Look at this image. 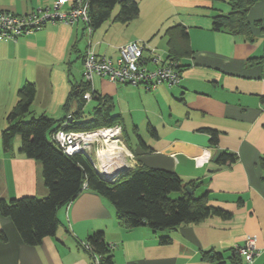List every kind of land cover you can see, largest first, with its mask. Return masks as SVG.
I'll use <instances>...</instances> for the list:
<instances>
[{
    "label": "crops",
    "instance_id": "0c3cea01",
    "mask_svg": "<svg viewBox=\"0 0 264 264\" xmlns=\"http://www.w3.org/2000/svg\"><path fill=\"white\" fill-rule=\"evenodd\" d=\"M56 1L0 0V11L27 14ZM73 1L67 0L62 10L69 11ZM136 1L138 18L128 24L113 18L104 25L110 18L91 35L83 22H57L16 41H0V199L49 194L43 165L21 153V137L9 152L1 139L6 117L27 82L37 89L34 113L62 119L71 92L69 80L82 81L83 76L78 80L74 72L77 68L82 73L89 48L116 60L119 47L139 41L156 50L154 57L165 60L166 30L182 24L193 53L181 59L185 68L179 84L149 91L94 77L92 87L111 97L113 113L122 116L130 171L146 166L175 172L185 183L197 182L196 194L207 193L210 205L229 217L182 225L170 231L171 242L163 244L161 235L147 226L121 225L107 199L84 189L58 211L61 224L56 235L38 246L26 245L13 221L0 214V264H93L83 243L97 231L105 234L113 264H235L231 251L247 239L255 241L257 255L252 263L241 256L239 264H264V0H257L248 13L253 42L213 29L212 17L229 13V0ZM118 12L116 7L114 17ZM91 100L89 116L98 103ZM211 132L217 134L216 143L211 142ZM223 152L235 154L237 161L219 165ZM205 252L222 253L224 260L211 261Z\"/></svg>",
    "mask_w": 264,
    "mask_h": 264
},
{
    "label": "trees",
    "instance_id": "16d2710c",
    "mask_svg": "<svg viewBox=\"0 0 264 264\" xmlns=\"http://www.w3.org/2000/svg\"><path fill=\"white\" fill-rule=\"evenodd\" d=\"M87 1L92 32L109 20L118 6L119 12L114 21L128 24L140 14L136 0ZM256 2L257 0H229L230 12L215 14L212 17L213 29L242 36L253 42L254 34L248 13ZM165 34L168 37L165 60L175 64L176 69L182 73L185 66L181 59L193 53L188 29L182 24H176L168 28ZM69 81L71 92L63 106L66 115L62 119H54L45 113H34L32 105L37 89L34 83L27 82L19 90L18 102L7 115V127L1 133L5 152L11 151L16 137H21V153L43 165L44 183L49 190L44 198L24 196L11 200L0 199L1 216L13 221L26 245L38 246L45 238L54 237L61 224L58 211L76 200L84 189L107 199L114 206L121 225L127 229L147 226L161 235L163 244L171 242L168 233L182 225L199 223L210 217H229L226 211L210 205L207 193L196 194L197 182L185 183L175 172L141 166L127 172L114 183H108L98 174L86 154L67 155L59 149L50 138L57 130L93 132L119 125L123 132L124 127L122 116L113 113L114 103L111 97L98 93L93 89L92 83L85 81L84 76L80 82ZM87 92L98 102L90 116L86 113V105L91 101L85 99ZM152 133L156 134L154 130ZM211 134V142L216 143L217 134ZM236 161L235 154L223 152L217 163L231 165ZM187 187H191L193 194L187 192ZM174 193H179L180 196H172ZM86 242L91 249H84L89 253L93 264L96 256L100 258L101 264H113L112 250L103 231L93 233ZM211 253L205 252V256L211 261L224 260L222 253ZM240 257L236 248L232 249L231 259L235 264L240 263Z\"/></svg>",
    "mask_w": 264,
    "mask_h": 264
},
{
    "label": "built area",
    "instance_id": "2783aa9c",
    "mask_svg": "<svg viewBox=\"0 0 264 264\" xmlns=\"http://www.w3.org/2000/svg\"><path fill=\"white\" fill-rule=\"evenodd\" d=\"M66 3L67 0H58L50 8L35 10L27 14L0 11V41H15L57 22L69 25L83 22L89 26L88 1L75 0L70 10L65 12L62 7ZM88 31L91 35L90 26ZM147 51L149 53H146ZM155 53L156 50L147 49L145 43L139 41L121 47L116 60L105 56L100 57L90 49L84 57V79L92 83L94 77L107 78L114 83L143 87L149 91L155 90L161 85L173 87L179 84L182 73L176 69L175 64L162 60L160 57H154ZM150 64L153 67H150ZM92 98L90 92L85 94V99L91 100ZM104 133H112L109 139L115 141L116 144L121 143L120 138H123V132L119 125L93 132H71L60 129L52 134L51 139L67 155L84 153L89 157L94 143L98 140H103L108 145L107 140L102 136ZM95 156L97 159L95 163L99 164L100 169L102 164L98 155ZM92 159L94 160V158ZM83 247L87 250L91 249L87 242L83 243ZM236 250L240 256L246 258L248 263H252L257 255L256 243L253 239H247L244 246L236 247ZM95 264H101L100 258L97 256Z\"/></svg>",
    "mask_w": 264,
    "mask_h": 264
},
{
    "label": "bare ground",
    "instance_id": "6f19581e",
    "mask_svg": "<svg viewBox=\"0 0 264 264\" xmlns=\"http://www.w3.org/2000/svg\"><path fill=\"white\" fill-rule=\"evenodd\" d=\"M102 136L108 142V147L103 149L99 153V160L102 164L101 171H105V175L114 174L115 170L121 169L126 166L125 164V156L127 155L126 150H124L121 146L109 139L112 136V133H104Z\"/></svg>",
    "mask_w": 264,
    "mask_h": 264
},
{
    "label": "rangeland",
    "instance_id": "374dc122",
    "mask_svg": "<svg viewBox=\"0 0 264 264\" xmlns=\"http://www.w3.org/2000/svg\"><path fill=\"white\" fill-rule=\"evenodd\" d=\"M222 1H224V0H221V1H218L217 3H222ZM119 7V6H118ZM117 7V8H118ZM117 10V9H116ZM114 12H115V10L113 11V13H112V17H111V20H109L107 23H105L104 25H106V24H110V23H112L111 21H113V18H114ZM229 12V11H228ZM104 25L102 26V27H104ZM116 27H120V26H116ZM164 39V38H163ZM164 41L165 42H167L165 39H164ZM131 42V41H130ZM130 42H128L127 44H125V45H123V46H127V45H129V44H132V43H136V42H138V41H132L131 43ZM83 43H84V46L86 47V45H87V43H88V37H87V35L85 36V38H84V41H83ZM145 45H146V48L147 49H149V44L148 43H145ZM123 46H121V47H123ZM85 47H84V49L83 50H85ZM121 47H119V48H121ZM150 50H151V48H150ZM84 52V51H83ZM118 52H119V50H118ZM146 53H149V51H147ZM116 59V58H115ZM79 62V61H78ZM76 75H77V79L79 80V78L80 77H82L83 76V71H82V73L80 72L79 73V70H77V68L75 69V72H74ZM89 107L87 106L86 107V110L87 111H91L92 109H91V106L92 105H94L93 103H92V100L91 101H89ZM131 135H132V133H131ZM132 137H134V136H132ZM121 139V143H117L119 146H121L124 150H126L127 149V147H125V142L123 141V138H120ZM107 148V143L105 142V141H103V140H98L97 142H95L94 143V145H93V147H92V151H91V153H94L95 155H98L99 154V151H101L102 149H106ZM127 151V150H126ZM128 153V152H127ZM93 154V158H94V160H97L96 159V156ZM128 155H130V153H128ZM98 157H99V155H98ZM128 159H131V157H128L127 159H126V165H127V163H128ZM100 169H101V166H100ZM172 196H174V197H179L180 196V194L179 193H174V194H172Z\"/></svg>",
    "mask_w": 264,
    "mask_h": 264
},
{
    "label": "water",
    "instance_id": "95a60500",
    "mask_svg": "<svg viewBox=\"0 0 264 264\" xmlns=\"http://www.w3.org/2000/svg\"><path fill=\"white\" fill-rule=\"evenodd\" d=\"M89 159H90V161L92 162V164L94 165V167H95V169H96V171L98 172V174L105 180V181H107L108 183H114L116 180H118L121 176H123V175H125L127 172H129L130 171V168L129 167H127V166H124V167H122L121 169L119 168V169H117V170H115L114 172V174H112V175H105L104 174V170L103 171H101L100 169H99V164L97 163H95V161L89 156L88 157ZM187 192H189L190 194H193V191H192V189H191V187H187Z\"/></svg>",
    "mask_w": 264,
    "mask_h": 264
}]
</instances>
